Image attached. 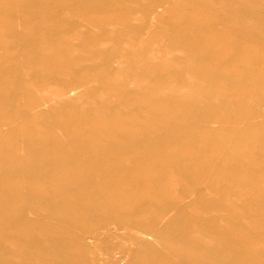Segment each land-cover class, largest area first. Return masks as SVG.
Returning <instances> with one entry per match:
<instances>
[{
    "label": "rangeland",
    "instance_id": "374dc122",
    "mask_svg": "<svg viewBox=\"0 0 264 264\" xmlns=\"http://www.w3.org/2000/svg\"><path fill=\"white\" fill-rule=\"evenodd\" d=\"M0 264H264V0H0Z\"/></svg>",
    "mask_w": 264,
    "mask_h": 264
},
{
    "label": "bare ground",
    "instance_id": "6f19581e",
    "mask_svg": "<svg viewBox=\"0 0 264 264\" xmlns=\"http://www.w3.org/2000/svg\"><path fill=\"white\" fill-rule=\"evenodd\" d=\"M216 205V204H215ZM194 222V221H193Z\"/></svg>",
    "mask_w": 264,
    "mask_h": 264
}]
</instances>
